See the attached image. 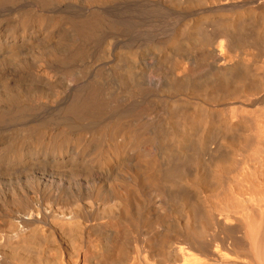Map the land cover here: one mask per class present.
I'll use <instances>...</instances> for the list:
<instances>
[{"label": "bare ground", "instance_id": "bare-ground-1", "mask_svg": "<svg viewBox=\"0 0 264 264\" xmlns=\"http://www.w3.org/2000/svg\"><path fill=\"white\" fill-rule=\"evenodd\" d=\"M0 264H264V0H0Z\"/></svg>", "mask_w": 264, "mask_h": 264}]
</instances>
